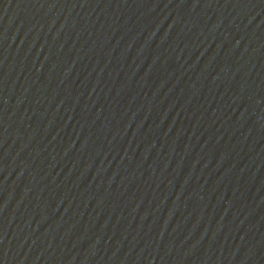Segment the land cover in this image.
I'll return each instance as SVG.
<instances>
[{"label":"water","instance_id":"obj_1","mask_svg":"<svg viewBox=\"0 0 264 264\" xmlns=\"http://www.w3.org/2000/svg\"><path fill=\"white\" fill-rule=\"evenodd\" d=\"M0 264H264V0H0Z\"/></svg>","mask_w":264,"mask_h":264}]
</instances>
